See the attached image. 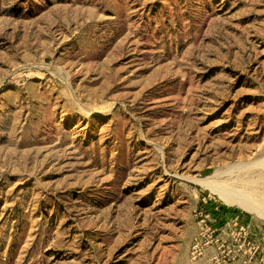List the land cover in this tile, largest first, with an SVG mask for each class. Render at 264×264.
<instances>
[{
    "label": "rangeland",
    "instance_id": "1",
    "mask_svg": "<svg viewBox=\"0 0 264 264\" xmlns=\"http://www.w3.org/2000/svg\"><path fill=\"white\" fill-rule=\"evenodd\" d=\"M257 206L264 0H0V264H264Z\"/></svg>",
    "mask_w": 264,
    "mask_h": 264
},
{
    "label": "bare ground",
    "instance_id": "2",
    "mask_svg": "<svg viewBox=\"0 0 264 264\" xmlns=\"http://www.w3.org/2000/svg\"><path fill=\"white\" fill-rule=\"evenodd\" d=\"M227 190H228V189H227ZM234 191H235V190H234ZM229 193H230V192H229ZM227 197H228V196H227ZM233 197H234V196H233ZM233 197H232V198H233ZM240 198H241V197H240ZM244 199H245V198H244ZM240 201L242 202V201H244V200H240ZM245 201H246V200H245ZM246 202H247V201H246ZM246 202H245V203H246ZM247 203H248V202H247ZM250 203H251V202H250ZM254 203H255V202H254ZM250 205H251V204H250ZM247 206H248V205H247ZM253 207H254V206H252V208H253ZM249 208H250V207H249ZM256 208L258 209V211L260 210L261 212H262V210H263V213H264V209H263L262 207L257 206V207H255V209H256ZM257 209H256V210H257ZM261 209H262V210H261ZM259 213H260V212H259ZM259 213H258V214H259Z\"/></svg>",
    "mask_w": 264,
    "mask_h": 264
}]
</instances>
